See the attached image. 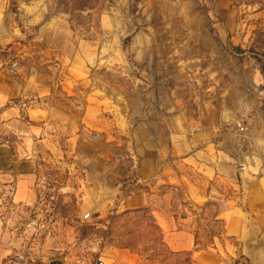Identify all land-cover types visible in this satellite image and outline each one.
<instances>
[{"label": "rangeland", "instance_id": "obj_1", "mask_svg": "<svg viewBox=\"0 0 264 264\" xmlns=\"http://www.w3.org/2000/svg\"><path fill=\"white\" fill-rule=\"evenodd\" d=\"M0 235V264H264V0H0Z\"/></svg>", "mask_w": 264, "mask_h": 264}, {"label": "crops", "instance_id": "obj_2", "mask_svg": "<svg viewBox=\"0 0 264 264\" xmlns=\"http://www.w3.org/2000/svg\"><path fill=\"white\" fill-rule=\"evenodd\" d=\"M9 177V174H6ZM174 221V219H173ZM170 248L174 250H180V249H190L192 247L193 241L192 237L187 232H181V231H174L170 233ZM10 247L8 240H3V235H0V262L3 258H5L7 255H9ZM205 259H210L214 261V258L212 256H209L208 253H205L202 255ZM4 264H9L5 262ZM22 264H64V262L57 258V257H51V258H37L29 260Z\"/></svg>", "mask_w": 264, "mask_h": 264}, {"label": "water", "instance_id": "obj_3", "mask_svg": "<svg viewBox=\"0 0 264 264\" xmlns=\"http://www.w3.org/2000/svg\"><path fill=\"white\" fill-rule=\"evenodd\" d=\"M89 212H90V211H87V212L84 214V216H83L84 219L86 218V216H88Z\"/></svg>", "mask_w": 264, "mask_h": 264}]
</instances>
